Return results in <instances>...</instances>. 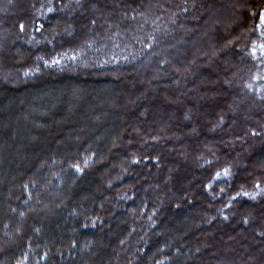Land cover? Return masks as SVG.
<instances>
[{
  "label": "trees",
  "instance_id": "16d2710c",
  "mask_svg": "<svg viewBox=\"0 0 264 264\" xmlns=\"http://www.w3.org/2000/svg\"><path fill=\"white\" fill-rule=\"evenodd\" d=\"M261 11L0 0V134L22 150L7 181L0 144V264H264ZM79 129L61 157L38 143Z\"/></svg>",
  "mask_w": 264,
  "mask_h": 264
},
{
  "label": "rangeland",
  "instance_id": "374dc122",
  "mask_svg": "<svg viewBox=\"0 0 264 264\" xmlns=\"http://www.w3.org/2000/svg\"><path fill=\"white\" fill-rule=\"evenodd\" d=\"M4 66V65H3ZM9 100V99H8ZM9 102V103H8ZM8 102H6V103H4L3 105H1V107L3 108H1L2 109V111L4 112V113H2L3 115H8V114H15L14 112H13V109L15 108V106L16 105H18V100L17 99H14L13 97L8 101ZM6 104H8V105H6ZM6 105V106H5ZM16 112V111H15ZM6 115V116H7ZM8 116H10V115H8ZM1 122V121H0ZM4 131H6V130H4ZM24 137H23V139L22 140H24L25 139V142L27 141V140H29V138L27 137V134H25V135H23ZM21 137V136H20ZM13 138L14 137H12V135L10 134V133H8V132H3V133H1L0 134V144H3V143H1V142H5L4 144V154H3V157H5L6 156V158H4V159H6L7 160V164L8 165H10V167H13V168H10V170L12 169L13 171H11L10 172V174H8L9 172H8V169H9V167H6V166H4V165H1L0 166V170L1 171H3V169L4 168H6V170L4 169V172L6 173V174H8L7 175V177H6V179H7V181H11L12 182V180H9V177L11 176V174L13 173V174H15L16 173V170H14V160H15V163L16 162H18L17 160L18 159H20L19 158V154L20 155H22V150L21 149H19L20 147L16 144V142H15V144H14V141H13ZM32 140H36V139H34V138H32ZM44 143L45 145H47L48 146V148L50 149V151L51 152H55V154H56V156H60L61 157V151H60V149L62 148V147H64L63 146V144H61L60 142H58V143H56V142H52V139L51 138H44V137H41L40 139H39V142L38 143ZM14 144V145H13ZM5 151H6V153H5ZM17 156H18V158H17ZM2 157V156H1ZM27 157H28V164H27V166H30V164L33 162V161H35L36 159H37V155H33V153H31V155L29 156V154L27 155ZM1 159H3V158H1ZM41 165H43L44 166V168H45V163H43V164H41ZM55 170V168L53 167V171ZM1 176V175H0ZM18 178H20V176L18 177ZM11 179H12V177H11ZM7 181H5V182H3V184L2 183H0V186L1 187H4V189L5 188H7L8 186H9V182H7ZM14 184V183H13ZM1 189V188H0Z\"/></svg>",
  "mask_w": 264,
  "mask_h": 264
},
{
  "label": "bare ground",
  "instance_id": "6f19581e",
  "mask_svg": "<svg viewBox=\"0 0 264 264\" xmlns=\"http://www.w3.org/2000/svg\"><path fill=\"white\" fill-rule=\"evenodd\" d=\"M181 2H182V0H180ZM248 86L251 88L252 86H257L256 88L258 89V91H260V88L262 87V88H264V74L262 73V75H261V73H255V74H252V75H250V77H249V82H248ZM262 88H261V90H262ZM112 106H116V105H112ZM118 117V119L117 120H115L117 123H120V121L121 122H123L124 121V119H122V117H120L119 115L117 116ZM45 121V122H44ZM44 121H42V124L40 125V129L39 128H37V129H39L38 131H40V132H46L47 130H50L49 131V134H53L54 133V135H55V137H56V133L58 132L57 131V129H52L51 128V124L52 123H50L51 122V120L50 121H48V120H44ZM85 125L87 126L88 124L86 123V124H83V125H81V127L82 126H84L85 127ZM22 126L20 125V128H21ZM39 132V133H40ZM82 131L79 129V130H77V132H73V133H68V137H66L64 140H63V146L66 148V149H69L70 147H71V144H72V141L74 140L72 137L75 135V134H77V133H81ZM72 134H73V136H72ZM82 134V133H81ZM78 138V137H77ZM84 138L83 137H81V139L79 138V139H77L78 141H81V140H83ZM86 149H88V147L86 148ZM12 171V170H11Z\"/></svg>",
  "mask_w": 264,
  "mask_h": 264
},
{
  "label": "snow or ice",
  "instance_id": "6c2138e0",
  "mask_svg": "<svg viewBox=\"0 0 264 264\" xmlns=\"http://www.w3.org/2000/svg\"><path fill=\"white\" fill-rule=\"evenodd\" d=\"M51 10V9H50ZM23 25H21V29L23 30ZM258 29H264V11H261L260 13H259V24L256 26ZM261 36L262 37H264V31H262L261 32ZM259 48H260V51H261V54H264V44H261V45H259ZM253 55H255V53H256V48L255 47H253ZM217 175H219V174H217ZM257 187H259V186H257ZM243 195H245V196H247L248 195V193H243Z\"/></svg>",
  "mask_w": 264,
  "mask_h": 264
}]
</instances>
